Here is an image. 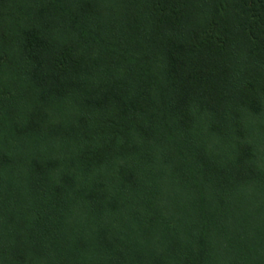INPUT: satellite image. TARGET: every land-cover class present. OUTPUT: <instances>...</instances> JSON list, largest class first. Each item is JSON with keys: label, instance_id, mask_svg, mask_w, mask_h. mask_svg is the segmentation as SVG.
<instances>
[{"label": "trees", "instance_id": "1", "mask_svg": "<svg viewBox=\"0 0 264 264\" xmlns=\"http://www.w3.org/2000/svg\"><path fill=\"white\" fill-rule=\"evenodd\" d=\"M0 264H264V0H0Z\"/></svg>", "mask_w": 264, "mask_h": 264}]
</instances>
